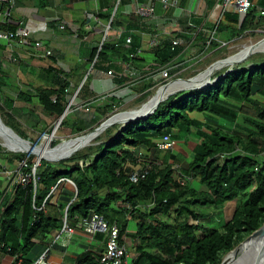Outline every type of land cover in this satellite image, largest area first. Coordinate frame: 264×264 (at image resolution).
<instances>
[{
  "label": "trees",
  "instance_id": "trees-1",
  "mask_svg": "<svg viewBox=\"0 0 264 264\" xmlns=\"http://www.w3.org/2000/svg\"><path fill=\"white\" fill-rule=\"evenodd\" d=\"M258 7L264 8V3L252 0L243 17L223 14L213 32L233 40L263 27ZM16 30L11 20L0 25V31ZM196 40L204 45L208 41L202 35ZM170 44L171 40L164 39L150 50L152 62L145 72L152 80L180 54L181 48L172 51ZM208 46L213 48L217 43L211 41ZM134 51V46L125 43H103L89 61L96 59L97 67L110 56L124 60ZM52 72L48 73L54 80L49 87L31 91L44 115L57 121L72 95L67 74ZM149 88L151 85L142 81L135 90L143 93ZM32 92H20L17 99L29 103ZM161 98L156 97L146 109ZM108 107L104 104L98 110ZM0 119L27 141L11 113L0 108ZM79 124L66 116L60 128L77 134L83 130ZM165 136H170L174 146L163 154L157 144ZM191 137L198 142H190ZM189 144L192 148L187 153L182 146ZM140 151L151 165L147 176L132 184L129 175L137 167ZM14 157L18 163L27 159L25 172L30 173L35 158ZM6 163L10 168L12 160ZM173 166L180 167L183 178L175 176ZM35 176V189L30 183L12 193L0 191V264L4 258L14 257L22 264H33L54 242L64 218L75 229L94 214L118 227L119 241L127 247L134 264H222L264 226V62L252 68H233L205 88H182L116 127L114 137L99 142L94 150L66 155L57 165L42 159ZM52 191L58 192L54 204ZM230 203H235L230 220L215 226L201 222ZM130 222L135 223V233L128 231ZM101 256V252L89 249L72 264H100Z\"/></svg>",
  "mask_w": 264,
  "mask_h": 264
},
{
  "label": "crops",
  "instance_id": "crops-1",
  "mask_svg": "<svg viewBox=\"0 0 264 264\" xmlns=\"http://www.w3.org/2000/svg\"><path fill=\"white\" fill-rule=\"evenodd\" d=\"M258 1L264 3V0ZM220 3L221 0H177L175 7H164L160 0H15L10 19L12 24L17 29H26L30 39L41 42L43 48L34 51L17 44L9 45L0 37V82L2 81L0 83L2 90L0 108L5 110L7 105V110L11 111L10 109L16 104L22 105L21 110L24 106H36L43 118L51 120L42 112L36 94L31 89L49 87L54 81H51V76L48 75L52 70L53 74H56V71L67 74V81L70 83L68 91L72 95L69 111L75 109L74 115L78 116L79 111L84 113L86 109L90 111L92 107L98 110L104 104L110 107L101 109L103 112L109 109L114 110L121 102L120 94L127 90L133 94L137 105L141 106L133 118L138 117L143 106L151 103L156 97L165 96L168 89L172 87V84L167 82L168 89L163 93L158 92L162 86H165V80H154L155 76L152 80V75L145 72L146 66L152 62L150 50L153 48L151 43L154 39L161 42L164 39L171 40L174 37H180L181 52L170 64V71L177 70L178 74L175 76H178L182 72L191 73L200 70L196 82L230 65L228 61L242 51L227 56L223 51L225 49L232 51L235 48L233 44L238 40L262 38L259 34H264V26L253 32H246L239 39L228 40L227 35H215L214 41L217 46L213 48L204 45L202 40L197 41L198 35H202L204 40H209L214 31L213 26L222 17L216 9ZM139 9H153V11L138 13ZM60 26H63L64 30H60ZM127 38L131 39V43L126 46L135 47L134 55H129L124 60L121 57L110 56L105 63L97 67L95 66L96 59L93 62L89 61L93 52L99 53L103 43L118 45L125 43ZM262 42V46L259 47L264 48V37ZM255 46L250 42V49L259 48ZM46 50L51 52L49 57H44ZM251 54L263 55L264 51H250L241 59ZM209 61L214 62L210 63V67H206L207 70L201 72V67ZM219 65L223 67L217 69ZM60 78L62 79V76ZM170 78L173 79L174 75ZM124 79L127 82L120 83ZM175 79L177 81L179 78ZM142 81L150 84L151 88L138 93L135 88ZM185 83L195 84L192 81H185ZM185 83L181 84L185 85ZM176 87L175 90L182 89L179 85ZM25 91L33 93L29 103L17 99L18 94ZM152 93H156L153 98ZM112 99L115 102H112ZM29 115L32 114L28 111V118ZM15 119L18 120L17 117ZM79 119L76 116L71 117V120L77 124L81 123L80 126L86 125L85 120L80 121ZM94 120L95 118L90 119V122ZM37 122L36 120L35 123ZM51 122L55 121L51 120ZM35 123L33 122L34 125ZM42 123L44 129V121ZM111 123L110 126L120 122L116 119ZM38 124L35 126L39 127ZM53 199L52 204L55 202ZM97 237L98 235L92 237L82 230L75 229L68 247L64 248L57 243L58 248L50 250L49 264H72L76 256L89 249L95 251L100 249L102 255L104 252L103 237L99 240ZM77 250L80 252H76ZM3 263L12 264V260L4 258Z\"/></svg>",
  "mask_w": 264,
  "mask_h": 264
},
{
  "label": "rangeland",
  "instance_id": "rangeland-1",
  "mask_svg": "<svg viewBox=\"0 0 264 264\" xmlns=\"http://www.w3.org/2000/svg\"><path fill=\"white\" fill-rule=\"evenodd\" d=\"M259 36H261L262 38H257V39H243V40H238L236 43H234L233 45L235 46V48L231 51L228 50H224V54L225 56L227 55H234L237 53L245 52L247 50L250 49L249 45L250 42H252L254 45H256L255 47H259L262 46V39L264 37V34L261 33L259 34ZM241 52V53H242ZM239 54L237 55L238 57L240 56L239 59L243 58L245 55L243 54ZM238 61L236 60V62H231L229 63L230 65L222 68L219 72H215L213 73L212 76H209L208 78H201L199 81H196V77L197 75L200 73L199 71H194V72H182L180 75L175 76V74H178V71H171V75H174V80L173 79H168L167 81H165L164 85L167 84V82H169L170 84H172V86L176 87L177 85H179L180 88H184V89H196V88H205L207 87L209 84H212L215 80H216V76H221L222 74H225L226 72H229L231 69L233 68H252L254 67L257 63H261L264 62V54H251L248 57L241 59ZM214 62V61H209L207 64H204L203 67H201V72L207 70L206 67H210V63ZM197 68L198 65H196ZM221 66L217 69H220ZM181 72V71H179ZM211 74V73H210ZM202 77V76H200ZM216 77V78H215ZM175 78H179L176 79ZM217 78V79H218ZM191 79V80H189ZM185 81H192L195 84L191 85L188 83H185ZM181 83H185V85L181 84ZM139 89V88H138ZM166 89H168V87L166 86H162V88L158 91L163 93ZM170 89V88H169ZM169 89L167 91V94L169 92ZM134 90V89H133ZM124 94V95H123ZM121 96V102H119V105L116 109H109L107 111H104V113L101 112V110H97L94 107H92L90 109L89 112H80L77 113V115H74L75 113V109L70 110L68 115L69 117H79L80 121H84V123L86 122V125L81 126V128L83 130H81L79 133H74L72 129H61L60 126L58 128H56V124L57 121L55 122H51V120H48L47 118H43V115L41 114V111L38 109V107H30V106H24V108L21 110L20 107L22 105L16 104L15 107L13 106L12 109H10L11 111L7 110L8 106L6 105V112L11 113L14 117H17V121L19 124V129L20 131H23V133L26 135V139L27 142H29V145L31 147H35V149H37L39 152H51L55 149H58L61 144L63 143H72L71 144V148L69 150L68 153L65 154H61L59 156L56 157H50V158H45L43 157L42 159H45L47 162L53 164V165H57L58 161L60 159H62L63 157H65L66 155H71V154H75V153H82V154H86L88 152L89 149H93L99 144V142H106L109 141L111 138L114 137L115 132H116V127L124 124L125 122L129 121L131 118H133L134 116L137 115V112L139 111V106L136 103V100H134V96L132 93H129L127 90H125V92H123L122 94H120ZM123 95V97H122ZM156 96V93H152V98ZM166 96V95H165ZM165 96H163L160 100H162ZM15 109V110H14ZM27 109L28 111L32 114L31 116L29 115V118L27 116ZM138 110V111H136ZM22 113V116H21ZM20 114V116L18 115ZM128 115V116H127ZM97 119V123H93L90 122V119ZM32 119V120H31ZM82 119V120H81ZM117 119V121H119L120 123H118L117 125H108L104 128H100L101 126H103L105 123H109L111 121H115ZM38 121L37 124L39 127L35 126L37 125L35 123V121ZM44 121V125L45 128L43 129V122ZM33 122L35 123V125L33 124ZM0 123H2V120L0 119ZM42 123V124H41ZM81 124V123H80ZM220 124L224 125L227 128H232V125L225 123V122H220ZM4 125V124H3ZM34 125V126H33ZM33 126V127H32ZM85 126V127H84ZM37 127V128H36ZM6 130L10 133L12 132L10 129H8L6 127ZM45 130V132H43ZM14 132V131H13ZM12 132V134L14 136H17V131H15L14 133ZM23 140V139H22ZM46 140V141H45ZM54 140V141H52ZM190 142L192 143H197L198 141L195 138H189L188 139ZM26 141V140H24ZM43 141H45V145L43 148H39V146L41 145V143H43ZM52 141V143L50 144V142ZM57 143L55 147H52V145L54 143ZM192 145H183V151L187 152L190 151L189 149L192 148ZM1 154H0V191L3 192L6 189L7 183L9 178L14 174L15 171H17L18 167H19V163L16 161H13V159L15 158V155H25V156H33L35 158V165H37L38 160L37 158L33 155V154H23L24 152L22 151H17V150H10V149H5L3 148L1 145ZM10 152V153H9ZM14 152V153H12ZM18 152V153H17ZM21 152V154H20ZM8 153V154H7ZM7 160L11 161L12 163L10 164V168H8L7 165ZM16 160V159H14ZM137 168V167H136ZM135 168V169H136ZM58 192L54 191L53 195H54V199L57 196ZM235 209V203H230L227 204L225 206V208L221 211H217L214 213H210V218H206L201 220V222L203 224H205L206 226H215L216 224H221L224 221H228L230 220V218L232 217V214L234 212ZM215 216V220L214 217ZM196 223V222H194ZM193 224V223H192ZM130 233H135L136 231V227H135V223L134 222H130L129 223V230ZM258 240L257 236H254L252 239L248 240L244 245H242V247L240 248V255L239 257H241L243 254L241 253L242 250L245 249V247L248 244H252L254 245L255 242ZM88 245L89 242H87ZM53 244V243H52ZM49 246V249L51 251H53L54 249L58 248V244H55L54 246ZM98 250V249H97ZM76 252H80L79 250H77ZM98 252H101V250L99 249Z\"/></svg>",
  "mask_w": 264,
  "mask_h": 264
},
{
  "label": "built area",
  "instance_id": "built-area-1",
  "mask_svg": "<svg viewBox=\"0 0 264 264\" xmlns=\"http://www.w3.org/2000/svg\"><path fill=\"white\" fill-rule=\"evenodd\" d=\"M160 3L164 7H170L177 4V0H160ZM15 7V0H0V25H5L8 20L11 19L12 11ZM252 7V0H221V3L217 5L216 9L219 11L220 15L225 13L235 14L238 16H245L248 14L249 10ZM147 11L151 13L153 9H139L138 13H144ZM259 17H264V8L258 9ZM60 30H64L63 26L59 27ZM109 29V24H108ZM107 29V30H108ZM0 37L6 41L9 45L17 44L23 48H31L34 51H39L43 48V44L39 41H32L29 37V32L26 29L18 28L14 33L0 31ZM215 40V32L211 33L209 40L206 45H209L211 41ZM131 43V39L127 38L125 40V45H129ZM182 41L180 37H174L171 39V50H175L181 45ZM160 44V41L154 39L151 43L152 47H157ZM51 52L49 50L45 51L44 57H49ZM133 57V56H130ZM170 65L162 68L158 71L154 80L158 81H167L170 79ZM179 90H173L166 95L170 96L176 93ZM55 102V99L52 100ZM71 105V104H70ZM147 105L143 106L146 107ZM142 108V109H143ZM86 112H89V109H86ZM173 142L170 136H165L162 140L157 144V149L165 154L173 150ZM143 152L140 151L137 153L136 163L137 168L133 170L129 175V181L132 184H137L140 180H143L147 174L148 169L151 163L144 158ZM28 157V156H27ZM27 160V159H26ZM26 160L19 163V167L17 171L9 178L5 193H12V191L18 186H27L32 183L34 189L36 187V168L40 165L38 161L37 165L31 168L30 173L25 172L27 169ZM175 176L177 178H183L180 172V167L173 166L172 167ZM186 179V178H185ZM188 180V179H187ZM54 191H52L53 193ZM152 204L148 205L151 207ZM191 224L196 225L195 221L190 220ZM75 229L82 230L87 235L95 237L96 235H100L103 237L104 243V252L100 259V264H134L132 261L130 254L128 252L127 247L124 244H121L119 241V229L116 225L110 226L102 216L94 214L90 220H84L77 224ZM74 228H72L66 221V218L63 220V225L58 235L55 237L53 244H60L62 247L66 248L70 244V241L74 235ZM50 256V249H47L41 257L34 262L33 264H49L48 259ZM12 260V264H22L21 260L17 257H14Z\"/></svg>",
  "mask_w": 264,
  "mask_h": 264
},
{
  "label": "bare ground",
  "instance_id": "bare-ground-1",
  "mask_svg": "<svg viewBox=\"0 0 264 264\" xmlns=\"http://www.w3.org/2000/svg\"><path fill=\"white\" fill-rule=\"evenodd\" d=\"M250 51H254V52H259L260 51V52H262V51H264V48H262V47L252 48V49H249V50H247L245 52H242L241 54L246 55ZM239 58H240V56L239 57L236 56V57L232 58V60L228 61V64L231 63L232 61L238 60ZM225 64H227V62ZM225 64H223V65H225ZM223 65H219V66L223 67ZM176 88L177 87H175V86L174 87L173 86L170 87L168 93H170L171 91L175 90ZM154 99L152 100V102L154 101ZM158 101H161V100H158ZM158 101H156L155 103H157ZM151 103L147 104L146 107H148ZM155 103L153 105H155ZM152 106H150L147 109H146V107H144L141 110V113H139V115H141V114L145 113L146 111H148ZM136 111H138V110H136ZM71 144L70 143H63V144H61V146L58 149H55V150H53L51 152L50 151L49 152H47V151H45V152H39L35 148L32 151L31 150V146L29 144H23V143L19 142L14 135H11L0 124V145L3 148L10 149V150L22 151V152H24L23 154H25V153H27V154H33L34 156L39 157V159H41V160H42L43 157L50 158V157H56V156H59L61 154L68 153L69 150H70V148H71ZM12 153H14V152H12ZM20 154H21V152H20ZM259 243H261L262 253H261V255L259 257H257ZM241 253L243 255L241 257H239V255H240V249L236 250V252L234 254L230 255L226 259V261H225L224 264H264V237L261 240H257L254 245H252L251 243L248 244L245 247V249L241 251Z\"/></svg>",
  "mask_w": 264,
  "mask_h": 264
},
{
  "label": "water",
  "instance_id": "water-1",
  "mask_svg": "<svg viewBox=\"0 0 264 264\" xmlns=\"http://www.w3.org/2000/svg\"><path fill=\"white\" fill-rule=\"evenodd\" d=\"M226 63V62H225ZM72 103V102H71ZM70 103V104H71ZM70 104L67 106V108L65 109V111H64V113L62 114V116L57 120V124H56V128H58L60 125H61V123H62V121L64 120V118L68 115V112H69V106H70ZM1 124V123H0ZM111 124V122H109V123H105L103 126H101L100 128H104V127H106V126H108V125H110ZM3 127H4V129H6V127L3 125V124H1ZM10 134L11 135H13L12 134V132H10ZM16 137V139L19 141V142H21V143H23V144H29V142H27V141H24V140H22L21 138H19L18 136H15ZM35 147H31V150L33 151V149H34ZM36 158H37V160L40 162L41 161V159H39V157H37V156H35ZM72 184V183H71ZM75 197H76V195H75ZM257 237H258V240H261L263 237H264V226L259 230V232H258V234H257ZM236 251H234L233 253H231L230 255H232V254H234ZM261 253H262V248H261V243H259V246H258V255H257V257H259L260 255H261ZM230 255H228L225 259H224V261L222 262V264H224L225 263V261H226V259L230 256Z\"/></svg>",
  "mask_w": 264,
  "mask_h": 264
}]
</instances>
